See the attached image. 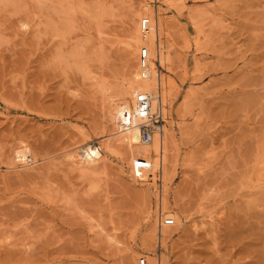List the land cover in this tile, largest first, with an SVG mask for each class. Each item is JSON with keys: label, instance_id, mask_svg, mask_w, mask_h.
<instances>
[{"label": "rangeland", "instance_id": "rangeland-1", "mask_svg": "<svg viewBox=\"0 0 264 264\" xmlns=\"http://www.w3.org/2000/svg\"><path fill=\"white\" fill-rule=\"evenodd\" d=\"M67 1L90 78L57 60L50 0H0V264H137L129 248L152 223L160 231V180L154 190L134 179L114 144L105 165L73 154L106 142L96 83L115 89L137 15L156 17L158 3ZM89 7L100 12L88 23ZM158 11L173 57L164 75L175 82L176 149L163 193L173 224L154 254L164 250L166 264H264V0Z\"/></svg>", "mask_w": 264, "mask_h": 264}, {"label": "bare ground", "instance_id": "bare-ground-1", "mask_svg": "<svg viewBox=\"0 0 264 264\" xmlns=\"http://www.w3.org/2000/svg\"><path fill=\"white\" fill-rule=\"evenodd\" d=\"M154 1L158 3V6L164 5L168 8L175 9L177 13H179L185 3V0ZM50 3L53 4V8L58 7L55 10L56 14H58L57 16H54L57 17V19L59 18V21L56 19L57 22L55 23L57 24L53 25V22L51 23V30L52 32H55H53V37L59 41V46L56 45V55L58 56L57 60L59 63H63L66 67L73 68L81 72L83 78H88L89 74L86 72L84 73V71H86L88 68L87 63L89 62V57L87 55L89 53L87 52L85 54V51L80 50L81 44H75V41H73L75 39V33L73 32L74 35L71 33L73 22L70 19H66V15H68V11L70 10V6L67 5L69 4L68 1L55 0L53 2V0H50ZM158 6L156 17L145 13L137 15V20L135 21L132 32L129 36L130 40L126 42L127 46L132 48V50L127 56L126 64L124 65V71L121 74L120 79L117 80L116 83L114 82L115 89L112 90L113 85L104 81L96 83L95 94L100 102V110L106 123L109 124V130L107 134H105L106 142H104L103 145L101 143L102 146L100 144L93 146L90 145L84 148L78 146L73 154L75 161H77L76 163L80 162L81 164H85L86 161L89 163V158H91L90 161L94 163V165H105L107 161L106 159L108 157L105 158L104 155L107 152H112L110 146L111 144H114L115 147L122 148L124 151H126V154L129 155V164L134 179L142 180V182L149 185L151 188H155L154 190L157 189L156 181L158 179L160 180L161 184L158 193L160 198L158 215V222L160 224H158V230L160 231L158 232L155 230L152 223L140 234L137 247L129 248L130 252H128V260H131V262L137 261V264L140 258L136 257L139 254H142V256L146 258V264H166V258L164 254L165 251H159L158 253L154 254L153 245L156 239L160 244L164 231L163 228L166 225L164 220L167 218V216L165 214L166 208L163 202V193L166 190V185L169 180L168 171L170 167V159L167 155L169 152H173L176 149L175 140L171 130L173 124L172 120H170L171 118H169L171 116L168 114L170 113L168 110V105L171 104L170 97L173 98L175 82L173 83V79H170L168 76L166 77V75H164L172 72L170 63L173 57L171 54H169L170 47L165 45L163 41V39L166 38L167 33L164 27V22L158 15V12L160 11V9L158 11ZM87 9L88 10L84 9L86 13L88 12L87 14L90 13L89 15H86L85 13V15L90 19H88L87 22H93L95 20L94 18L96 17V14L98 15L100 10L96 11V13L94 12L91 15L92 10L89 12L90 7ZM75 10L76 9H74V11ZM82 10L83 9H81V11ZM82 12L84 13V11ZM67 17L69 18L70 15ZM143 18H148V25L142 29L141 20ZM29 21L30 20L28 19V23ZM25 24L21 25L24 26ZM197 32L200 33V30L198 29ZM70 35H73L74 39L70 37ZM63 46L66 48L64 49ZM142 48H146L148 52L146 65L144 67H142L139 63L140 51ZM134 59L135 61L131 62V60ZM129 61L130 63H127ZM68 65H70V67ZM158 67L162 68L161 70L165 72L159 70ZM138 95H143L147 98L149 103L148 112L143 111L141 104L138 101ZM158 114L162 118V124L160 128H152L150 132L151 139L149 141H143L141 138V127H150L152 121L156 118L154 115ZM178 115L180 118L182 117V115ZM103 153L105 154L103 155ZM138 159H144L147 161L148 166H137L136 162ZM249 187L248 191L252 193L255 186H253V188ZM157 192L158 191L155 193L157 194ZM101 232H104V230L101 229ZM105 239L107 240L108 245H115L114 247H116L118 244L120 245L119 241L109 234L105 235Z\"/></svg>", "mask_w": 264, "mask_h": 264}, {"label": "built area", "instance_id": "built-area-1", "mask_svg": "<svg viewBox=\"0 0 264 264\" xmlns=\"http://www.w3.org/2000/svg\"><path fill=\"white\" fill-rule=\"evenodd\" d=\"M148 25V18H143L141 20V27L142 29L147 27ZM147 49L146 48H142L140 51V57H139V63L142 67H144L146 65V60H147ZM138 101L141 104V107L143 109L144 112H148V108H149V103L147 101V98L143 95H138ZM156 116V118L152 121V124L150 127H141L142 132H141V138L143 141H149L151 139V129H157L160 128L161 124H162V118L161 116L158 115H154V117ZM137 166L139 167H147L148 163L147 161H145L144 159H138L136 162ZM164 223L166 225H172L173 224V220L171 218H166L164 220ZM138 264H146V260L145 258H140Z\"/></svg>", "mask_w": 264, "mask_h": 264}]
</instances>
